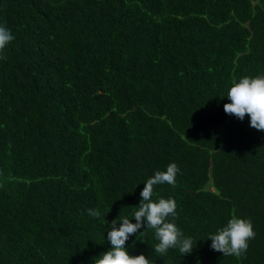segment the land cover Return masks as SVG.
Returning <instances> with one entry per match:
<instances>
[{"label": "trees", "instance_id": "1", "mask_svg": "<svg viewBox=\"0 0 264 264\" xmlns=\"http://www.w3.org/2000/svg\"><path fill=\"white\" fill-rule=\"evenodd\" d=\"M0 264H264V0H0Z\"/></svg>", "mask_w": 264, "mask_h": 264}]
</instances>
